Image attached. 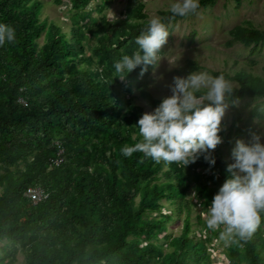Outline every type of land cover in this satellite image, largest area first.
Wrapping results in <instances>:
<instances>
[{"label": "trees", "instance_id": "obj_1", "mask_svg": "<svg viewBox=\"0 0 264 264\" xmlns=\"http://www.w3.org/2000/svg\"><path fill=\"white\" fill-rule=\"evenodd\" d=\"M91 1L69 0L75 13L65 34L42 17L41 0H0V24L16 31L14 43L0 46V241L7 242L0 264L16 263L18 253L21 264H212L211 246L224 226L208 229L198 213L203 231L193 230V199L209 208L229 178L230 163L220 145L211 167L203 156L182 167L156 163L142 152L122 155V147L143 141L137 125L143 108L130 100L133 89L153 108L162 100L146 89L151 66L143 76L137 67L123 81L114 68L139 50L136 38L150 19L145 4L133 0H127L123 19L112 21L102 14L111 0H100L95 19L85 12ZM215 2L200 0L199 9ZM158 15L166 26L190 16H173L170 9ZM195 36H187L189 45ZM228 36L226 46L237 43L251 53L264 45V29L238 25ZM201 69L188 60L175 73ZM211 74L237 84L233 100L261 99L242 126L239 108L230 105L231 122L219 133L225 146L250 134L252 121L262 118L264 77L245 70ZM33 189L43 192L36 202L27 196ZM189 189L196 198H188ZM182 214L181 232L172 236L169 225ZM260 215L250 239L228 237V264H264Z\"/></svg>", "mask_w": 264, "mask_h": 264}, {"label": "clouds", "instance_id": "obj_2", "mask_svg": "<svg viewBox=\"0 0 264 264\" xmlns=\"http://www.w3.org/2000/svg\"><path fill=\"white\" fill-rule=\"evenodd\" d=\"M199 8L200 0H176L170 11L173 16L185 17L196 14ZM113 18L116 20L114 15ZM169 36L166 24L159 17H152L146 30L136 38L139 50L114 63L119 79L123 81L137 67L141 68L140 75L143 76L148 66L152 67L155 80L162 79L156 75V70ZM15 41V29L0 24V46ZM167 87L171 94L162 98L153 111L144 112L137 121L143 141L122 147V155L131 157L135 152H142L156 163L163 161L182 167L203 156L210 167L214 166L216 161L212 153L218 145H223L219 135L222 120L230 105L238 103L232 99V82L223 75L213 77L206 72H192L186 77L174 76ZM262 138L264 132L253 131L247 141L236 140L231 151L232 163L226 168L229 178L219 187L207 208V228L218 230L224 226L222 237L246 241L260 226V213L264 212ZM192 196L196 198L195 191Z\"/></svg>", "mask_w": 264, "mask_h": 264}, {"label": "rangeland", "instance_id": "obj_3", "mask_svg": "<svg viewBox=\"0 0 264 264\" xmlns=\"http://www.w3.org/2000/svg\"><path fill=\"white\" fill-rule=\"evenodd\" d=\"M41 1L43 3L42 17L46 16L49 22L60 26L63 33L66 34L70 32L73 25L70 17L75 12L69 11V0H61L60 3H57L56 0ZM99 2L100 0H92L86 7L85 12H92L90 17H95V19L100 17L99 13L94 10ZM126 2L127 0H111L109 6L102 14L109 21L114 20L113 15L116 18L120 17V19H123L124 13L122 12L125 9ZM138 2L145 4L144 10L148 15V19H151L154 16L159 17L158 13L160 11L170 9L172 3L176 2V0H133V4H137ZM89 18H87V20ZM84 21H82V23ZM238 25L252 26L260 30L264 29V0H239L238 2L234 0H216L209 8H201L196 14L190 15L186 19L178 20L173 24H169L167 27L170 36L168 37L167 44L163 46L161 50L162 52L160 55L162 59L156 70V75L162 76V79H154L152 67L149 76L145 79L147 83L146 89L151 96L156 99L169 96L171 93L167 85L171 84L174 76H187L176 74L175 71L185 66L188 60L196 62L197 65L203 68L196 71V73L206 72L212 76V71H225L233 74L239 70H245L254 75L264 77V45L255 49L253 53H251V47L245 48L237 43L230 47L226 46V43L229 41L228 30ZM192 31H195L196 36L193 44L189 45L187 43V36ZM43 41L44 37L42 36L38 40V44L42 45ZM93 45H95V42L90 40L89 46ZM88 54H90L89 49H87V55ZM232 84L233 86H237V84L233 82ZM130 100L133 104L141 106L143 108V113L151 112L155 109L149 106L146 100L142 99L139 89H133ZM258 101H261V99H244L238 101L236 105L239 108V126L245 124L250 110ZM230 110L229 107L222 120V130L226 129L231 122ZM251 125L252 128L250 132H264V110L262 111V118L253 120ZM238 139L247 141L249 139V134L239 136L235 138L231 144L221 147L224 158L227 159L229 163H232L231 151ZM261 142L264 143V138H262ZM213 153H215V151H213ZM196 171L205 172L206 169H204V171L197 169ZM192 193L193 191L189 189V199L193 197ZM193 202L196 205L193 207L191 214V222L193 223L191 228L193 230L197 228L203 231L202 227L196 223L195 217L199 213L203 220H206L208 211L207 209H203L197 199H194ZM165 211L169 212L163 209V212ZM182 219L183 214L180 220L169 225L168 232H170L172 236H176L181 232ZM229 243L230 240L228 237H222L221 234L213 241L212 246L210 245L213 249V254L211 256L212 264H228V259L224 255V250ZM5 245H7L6 241H0V248ZM16 257L17 262L14 264H21L24 260V255L18 253Z\"/></svg>", "mask_w": 264, "mask_h": 264}, {"label": "built area", "instance_id": "obj_4", "mask_svg": "<svg viewBox=\"0 0 264 264\" xmlns=\"http://www.w3.org/2000/svg\"><path fill=\"white\" fill-rule=\"evenodd\" d=\"M59 163V160L56 161V164ZM27 196L34 202L40 200L43 196V192L40 189H33L27 192Z\"/></svg>", "mask_w": 264, "mask_h": 264}]
</instances>
